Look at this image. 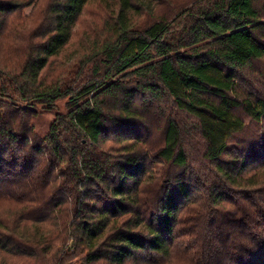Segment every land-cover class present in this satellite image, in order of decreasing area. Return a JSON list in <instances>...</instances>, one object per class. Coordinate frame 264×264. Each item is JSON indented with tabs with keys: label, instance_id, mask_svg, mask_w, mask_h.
I'll return each mask as SVG.
<instances>
[{
	"label": "trees",
	"instance_id": "trees-1",
	"mask_svg": "<svg viewBox=\"0 0 264 264\" xmlns=\"http://www.w3.org/2000/svg\"><path fill=\"white\" fill-rule=\"evenodd\" d=\"M92 1L0 0V264H264V0Z\"/></svg>",
	"mask_w": 264,
	"mask_h": 264
},
{
	"label": "rangeland",
	"instance_id": "rangeland-1",
	"mask_svg": "<svg viewBox=\"0 0 264 264\" xmlns=\"http://www.w3.org/2000/svg\"><path fill=\"white\" fill-rule=\"evenodd\" d=\"M16 1L22 3L18 13L19 17L13 18L11 25L7 30L6 37L3 40L4 45H6L7 40L9 38H12L14 34L19 36L25 34L26 32H29L30 30H32L33 32L36 30L35 33L38 30H43L41 29L44 22L43 10L50 2V0H32L30 2H28V0ZM197 1L198 0H161V3L159 4V7L155 12V17H162L163 19H168L169 21H171L177 15L184 12ZM19 18L20 21L18 20ZM105 18H108V12L106 13L104 8H102L99 0H93L85 9L82 17L79 20V24L75 30L74 37L71 42V47L66 51V55L69 57L72 56L75 59V53L81 51V41L87 36V34L100 28L104 23ZM139 22H141V24L150 22V17H142ZM67 62L69 61L64 59L63 62H61L63 66L58 67V70L61 72H66V66L64 65ZM257 68L260 70H264V60L257 66ZM67 102V99L58 100L55 103L57 110L56 112L60 114L66 113ZM31 108L34 112V116L32 117V124L35 129V134L37 137H42L48 132L50 124L54 120L56 112H50L46 110L43 105H31ZM181 262L182 261L178 259L174 264H182Z\"/></svg>",
	"mask_w": 264,
	"mask_h": 264
}]
</instances>
